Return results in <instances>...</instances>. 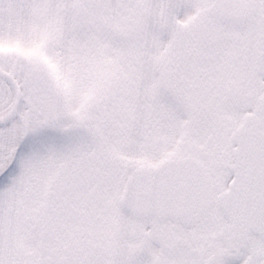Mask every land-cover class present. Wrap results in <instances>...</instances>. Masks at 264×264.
Segmentation results:
<instances>
[{
  "label": "snow or ice",
  "instance_id": "obj_1",
  "mask_svg": "<svg viewBox=\"0 0 264 264\" xmlns=\"http://www.w3.org/2000/svg\"><path fill=\"white\" fill-rule=\"evenodd\" d=\"M0 264H264V0H0Z\"/></svg>",
  "mask_w": 264,
  "mask_h": 264
}]
</instances>
